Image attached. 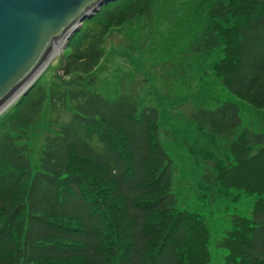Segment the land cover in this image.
<instances>
[{
    "label": "trees",
    "instance_id": "trees-1",
    "mask_svg": "<svg viewBox=\"0 0 264 264\" xmlns=\"http://www.w3.org/2000/svg\"><path fill=\"white\" fill-rule=\"evenodd\" d=\"M150 1L101 8L67 41L61 79H37L0 114V264H209L205 223L176 209L157 110L95 88L106 25L145 15ZM196 1L212 21L191 50L219 48L215 77L264 110V0ZM68 76L79 78L65 83ZM45 105L66 117L50 118L32 172L20 142ZM190 116L197 130L227 142L223 158L207 154L212 172L202 183L256 197L251 218L231 216L216 241L222 264H264V133L234 134L241 120L232 102Z\"/></svg>",
    "mask_w": 264,
    "mask_h": 264
},
{
    "label": "rangeland",
    "instance_id": "rangeland-1",
    "mask_svg": "<svg viewBox=\"0 0 264 264\" xmlns=\"http://www.w3.org/2000/svg\"><path fill=\"white\" fill-rule=\"evenodd\" d=\"M116 1L112 7L127 5V0ZM207 11L196 0H151L145 15L106 25L103 57L94 72L95 88L103 97L110 100L126 97L139 110L145 107L157 110L158 139L170 159L171 193L176 209L188 210L205 223L209 264H222L226 250L217 247L216 241L229 229L231 216L251 218L256 197L235 189L216 186L209 189L202 183L205 170L212 172L210 162L214 157L207 158V154L223 158L227 142L197 130L190 115L198 109L212 110L223 102H232L241 120L234 134L242 130L264 133V110H256L236 98L215 77L213 65L221 57L219 48L205 53L191 50L211 25ZM64 49L62 56L67 54ZM64 68V58L56 56L38 79L47 86L61 79ZM77 78L68 76L64 82ZM48 114L45 105L20 142L27 146L32 172L37 167L43 139L50 132V118L58 115ZM58 116L65 119V111Z\"/></svg>",
    "mask_w": 264,
    "mask_h": 264
},
{
    "label": "water",
    "instance_id": "water-1",
    "mask_svg": "<svg viewBox=\"0 0 264 264\" xmlns=\"http://www.w3.org/2000/svg\"><path fill=\"white\" fill-rule=\"evenodd\" d=\"M113 1L0 0V113L28 92L52 58L62 57L83 21Z\"/></svg>",
    "mask_w": 264,
    "mask_h": 264
},
{
    "label": "bare ground",
    "instance_id": "bare-ground-1",
    "mask_svg": "<svg viewBox=\"0 0 264 264\" xmlns=\"http://www.w3.org/2000/svg\"><path fill=\"white\" fill-rule=\"evenodd\" d=\"M57 49H58V48H55V49L53 50V51H54L53 54H55V52L57 51ZM13 101H14V100H13ZM13 101H12V102H13ZM10 103H11V102H10ZM7 105H8V104H7ZM7 105H6V106H7Z\"/></svg>",
    "mask_w": 264,
    "mask_h": 264
}]
</instances>
